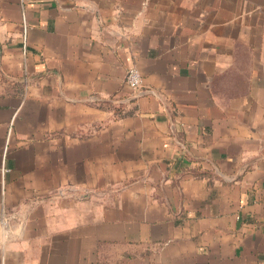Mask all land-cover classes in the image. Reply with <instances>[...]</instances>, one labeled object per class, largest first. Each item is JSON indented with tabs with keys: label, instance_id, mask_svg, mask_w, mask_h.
I'll return each instance as SVG.
<instances>
[{
	"label": "crops",
	"instance_id": "1",
	"mask_svg": "<svg viewBox=\"0 0 264 264\" xmlns=\"http://www.w3.org/2000/svg\"><path fill=\"white\" fill-rule=\"evenodd\" d=\"M0 264H264V0H0Z\"/></svg>",
	"mask_w": 264,
	"mask_h": 264
},
{
	"label": "built area",
	"instance_id": "2",
	"mask_svg": "<svg viewBox=\"0 0 264 264\" xmlns=\"http://www.w3.org/2000/svg\"><path fill=\"white\" fill-rule=\"evenodd\" d=\"M125 83L140 94L144 92L142 77L136 67H130L127 69L125 74Z\"/></svg>",
	"mask_w": 264,
	"mask_h": 264
}]
</instances>
